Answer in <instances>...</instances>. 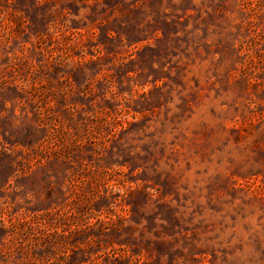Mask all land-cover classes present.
I'll return each mask as SVG.
<instances>
[{
  "label": "rangeland",
  "instance_id": "rangeland-1",
  "mask_svg": "<svg viewBox=\"0 0 264 264\" xmlns=\"http://www.w3.org/2000/svg\"><path fill=\"white\" fill-rule=\"evenodd\" d=\"M0 264H264V0H0Z\"/></svg>",
  "mask_w": 264,
  "mask_h": 264
}]
</instances>
